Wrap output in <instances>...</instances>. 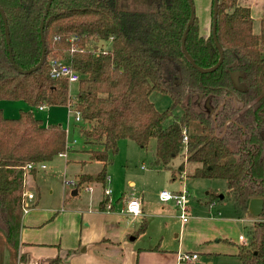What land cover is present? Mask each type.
I'll list each match as a JSON object with an SVG mask.
<instances>
[{
	"label": "trees",
	"instance_id": "16d2710c",
	"mask_svg": "<svg viewBox=\"0 0 264 264\" xmlns=\"http://www.w3.org/2000/svg\"><path fill=\"white\" fill-rule=\"evenodd\" d=\"M238 1L218 0L216 38L224 56L221 65L207 74L191 67L181 52L190 15L187 0H147L144 11L126 9L125 0H53L43 25L44 62L25 75L9 61L0 16V102L20 101L28 107L10 119L0 110V232L8 246L16 249L19 243L24 167L52 162L70 150L64 127L44 125L35 111L71 104L88 127H81V136L86 143L101 147L88 151L89 160L98 163L100 170L96 175H77L76 189L92 184L105 187L107 168L120 139L142 148L155 139L154 163L163 168L185 150L186 163L197 165L193 177L226 182L236 212H246L252 198L263 199L261 217L249 228L246 242L236 245L235 256L241 264H264V17L259 33H253L250 9ZM46 3L0 0L11 53L23 70L39 62V24ZM185 48L201 68L214 66L219 58L211 34L208 39L199 35L196 19ZM54 59L68 63L79 74L74 97L66 79L50 76ZM233 71L244 73L240 82L245 92L233 88L229 77ZM175 78H182L187 87L184 104ZM153 91L171 98L163 112L150 101ZM192 94L209 97L214 105L225 97L244 106L255 102L235 118L226 135L216 136V128L240 110L226 101L213 121L195 109ZM177 107L182 113L174 115ZM232 141L239 145L238 150L229 148ZM36 171L29 175L35 176ZM146 229L143 219L134 236ZM223 242L235 245L231 240Z\"/></svg>",
	"mask_w": 264,
	"mask_h": 264
},
{
	"label": "rangeland",
	"instance_id": "374dc122",
	"mask_svg": "<svg viewBox=\"0 0 264 264\" xmlns=\"http://www.w3.org/2000/svg\"><path fill=\"white\" fill-rule=\"evenodd\" d=\"M194 4L196 20L198 21V33L203 38L208 39L211 29L212 0H194ZM238 5L248 7L251 10L253 33H259L260 20L264 17V0H239ZM173 81L174 85L180 87L182 104L186 103L188 90L184 86L183 79L175 78ZM77 86V83L69 84L71 97L76 94ZM149 98L159 112H163L171 105L169 95L158 91H153ZM194 100V98L193 100L191 98L193 104ZM221 102H224V99H220L219 103L215 105L219 106ZM235 104L238 106L240 103L236 102ZM212 105L214 106L213 103ZM27 109L28 107L24 102H0V110L9 119L18 117L20 111H26ZM181 113L182 109L180 107L175 108L173 111L174 115ZM35 116L44 125L61 124L65 130L68 129L66 139L70 150L66 153V157H57L52 162L45 163L47 170L36 171L35 177L28 175L29 187L24 192L30 191V193H33L35 197L34 203H36V193L39 192L40 200H37L38 206H36V210L55 208V210L60 211L64 209L66 213H78V216L81 214L85 216L84 213L89 210L95 211V209H98V200L103 194L102 186L100 184H92L89 186L91 189L86 191L84 187L76 189L74 182L77 175H95L100 170L99 164L89 160L88 151L98 150L101 147L96 144L86 143L84 137L81 136L80 129L81 127L88 128L87 125H83L82 122L76 123L74 116L68 113L66 107H44L42 111L36 110ZM169 122L170 120H167L165 126ZM223 128L224 126L216 128L214 134L216 136L227 134V129L224 131ZM238 147L239 145L233 141L229 143V148L234 151L238 150ZM155 148V139L150 140L144 148L130 140L120 139L117 142L118 151L116 155L112 156V163L107 168L109 182L105 187L109 191V199L115 208L114 212L119 211L122 207V199L120 200L122 195L126 196L133 190L136 192L132 193L140 195L143 193L147 204L156 208L152 212L153 214L150 217L148 216L150 228L135 243L130 245L134 248L143 247V245L150 243L151 238L155 241L159 240L161 236L164 237L165 245L166 243L167 245H177L179 237L175 238V235H180V239L185 238L186 244H189L196 241V236L206 235L205 232H208L213 238L207 246L211 247V251L215 254L208 255L206 252H201L199 255L201 264H209V262H213L212 264H241L238 259L224 256L223 253L235 251L236 247L224 243L223 239L231 240L235 245L242 244L243 242L238 240V236L247 238V233L255 218L249 212H236L224 180L193 177V172L197 165L186 163L185 150L170 161L166 168H163L155 166ZM27 174V172L24 173L25 176ZM173 176H175L174 180H172ZM112 181L115 182L114 193ZM24 183L26 184L25 178ZM182 187H186L190 192L188 206L191 216L189 217V222L190 226H193L190 229L186 227L184 231H181L180 212L172 207V203H167L164 211L161 212H159L161 206L158 203L161 202L159 199L161 190L174 192ZM75 190H77V195L72 196V192ZM209 202H212L211 206L207 205ZM164 222L167 223V228L163 227ZM135 225L137 229L139 221ZM24 228L26 231V224L24 219H22L20 221V230ZM18 248L14 249L8 246L4 235L0 232V264H17ZM42 253L56 256V249L52 251L44 249ZM95 254L87 257V260L72 258L71 262L73 260L72 264H100L103 261L105 264H119L118 257L109 256L102 248ZM62 255L64 254L60 255L61 258Z\"/></svg>",
	"mask_w": 264,
	"mask_h": 264
},
{
	"label": "crops",
	"instance_id": "0c3cea01",
	"mask_svg": "<svg viewBox=\"0 0 264 264\" xmlns=\"http://www.w3.org/2000/svg\"><path fill=\"white\" fill-rule=\"evenodd\" d=\"M130 2L131 0H129V4ZM67 130L68 129H66V133ZM59 157H66V154ZM37 170L38 172L45 171L47 170V167L45 165V169ZM28 175L29 173L24 176L26 182L24 186L27 190L29 187ZM174 179L175 176L172 177V180ZM108 182L109 176L107 175L105 186ZM114 183L115 182L112 181L113 193L115 191ZM184 188L187 189L186 187H182L180 190ZM90 189V187H87L86 191ZM180 190L174 191L173 193H177ZM73 192L72 196H76L77 192L75 194H73ZM107 192L109 193V191L106 190V187H104L103 194L97 203L98 209H95V211H87V213H84L85 216L83 214L78 216V213H66V210L64 209H61L60 211L55 210V208L36 210V206H38L37 200H40V194L35 191L37 195L36 203H34L35 197L32 200H27L26 205L28 208L21 216V220L24 219L25 221L27 230L25 231V228L19 230L17 264H54L53 261L57 258L60 260L58 264H72V258L87 260V257L96 255L95 253L101 248L105 250L109 256L118 257L119 264H183L178 260V255L181 252L196 253L198 259L195 263L201 264V260H199L201 252H206L208 255L215 254L211 251V247L207 246L213 238L208 232H205L206 235L196 236V241L189 244H186L185 238L180 239V235H175V238L179 237L178 244L167 245L166 243L165 245L164 237L161 236L159 240L157 239L158 241H154V239L152 240L151 238L150 243L147 245L134 248L130 244L135 243L150 228L151 225L149 224L150 220L148 219V216L150 217L156 208L147 204L143 193H141L142 195L132 193L136 192L133 190L126 196L122 195L120 198V200L122 199V207L119 211L114 212L115 208L112 206L109 199L110 195L107 194ZM128 200H137L139 202L141 209V214L139 216L133 217L125 212ZM103 202H105V204ZM158 203H160L161 206L159 212L164 211L167 203ZM207 205L211 206L212 203H207ZM172 207L176 210L173 205ZM143 219L147 221V229L144 233L135 237L134 232L137 227L135 223L139 221L140 225V220ZM167 226V223L164 222L163 227L167 228ZM180 226L181 231H184L186 227L187 229L193 227L190 226L189 220L186 223L180 222ZM239 237L240 236H238V240ZM225 239L226 238L223 240ZM233 246L236 247V245ZM44 249H49L50 251L56 249V256L53 254L42 253V250ZM236 253L237 247L235 251L223 254L231 259H238L235 256ZM61 254H64L62 255V258L60 257ZM212 263L209 262V264ZM100 264L105 263L101 261Z\"/></svg>",
	"mask_w": 264,
	"mask_h": 264
},
{
	"label": "water",
	"instance_id": "95a60500",
	"mask_svg": "<svg viewBox=\"0 0 264 264\" xmlns=\"http://www.w3.org/2000/svg\"><path fill=\"white\" fill-rule=\"evenodd\" d=\"M27 1H28L27 2L28 5H30L32 3V0H27ZM52 1L53 0H47V3L45 5V7H44L43 14H42V17H41V20H40V24H39V36H40V42H41V54H40L39 62L35 66H33V67H31V68H29L27 70H23V69L19 68L14 62V59H13V56H12V53H11L9 32H8V27H7L6 16H5V13H4L3 9L0 6V16H1V19H2V22H3V27H4L5 43H6V46H7L8 58H9V61H10L11 65H12V67L19 74H24V75L25 74H30L31 72H34L38 68H40L41 65L44 62V58H45V41H44V36H43V25H44V20H45V17L47 16V13L49 11V8H50V5H51ZM188 2H189V5H190V19H189V21L187 23V26H186V28H185V30L183 32V35H182L181 52L183 54L184 59L187 61V63L191 67H193L195 70H197L199 73H201V74L211 73V72L215 71L221 65V63L223 61V56H224L223 55V50L220 47L219 43L217 42V38H216V18H217L218 0H213L212 31H211V34H212V39H213L215 48L217 49V51L219 53V58H218V60H217V62H216V64L214 66H212L210 68H206V69L197 66L195 64V62L193 61V59L189 56V54H188V52H187V50L185 48V39H186L187 33L189 31V28H190V26L193 23L194 14H195V7L193 5L192 0H188ZM229 77H230V80H231V83H232V86H233L234 89H236L239 92H245L246 91L245 85L242 84L239 81L240 78L244 77V73L242 71L229 72ZM198 99L201 100L200 97ZM254 102H252L248 106H244L243 103H240L238 106H236V104H235L236 101L232 100V106L234 107V109H239L240 111L234 118L226 121L223 130L225 131L227 129V126L229 124H231L232 122H234L235 118H237L242 112H244L246 109L251 107L254 104ZM206 104H207L208 108H210V109L213 108V105L211 103V98H209V97L206 98ZM223 105H224V102H221V104H219V110H222ZM213 119H215V118L212 117V120ZM75 193H76V191L73 192V194H75ZM247 211L249 212V214L253 218L259 219L261 217V214H262V211H263V199L262 198H252V199H250L249 202H248Z\"/></svg>",
	"mask_w": 264,
	"mask_h": 264
},
{
	"label": "built area",
	"instance_id": "2783aa9c",
	"mask_svg": "<svg viewBox=\"0 0 264 264\" xmlns=\"http://www.w3.org/2000/svg\"><path fill=\"white\" fill-rule=\"evenodd\" d=\"M49 70H50V76L54 79H58V78L66 79L68 84L77 83L79 81V77H80L79 74L75 72L68 63L62 60L59 59L51 60ZM66 108L68 109V113L74 116L76 122L81 121L80 114L72 111L71 104H68ZM38 110L40 111L43 110V107H40ZM186 142H187V136L184 130L183 143L186 144ZM35 168L39 170H43L45 169V164H38V165L28 164L24 167V171L29 173L31 170ZM23 185H25L24 181H23ZM32 199H34L33 193H30V191L23 192L22 194L23 212L28 208L26 205V201ZM159 199L161 200V202L172 203V205L180 212L181 221L183 223H186L189 220V217L191 216V212L188 206L190 194L187 189L184 188L177 193H173L167 190H161L159 193ZM125 212L133 217L139 216L141 214L139 202L137 200H128L126 203ZM239 241L245 243L246 239L243 236H240ZM197 259H198V255L196 253L181 252L178 255L179 262L183 264H192Z\"/></svg>",
	"mask_w": 264,
	"mask_h": 264
},
{
	"label": "flooded vegetation",
	"instance_id": "af4514ba",
	"mask_svg": "<svg viewBox=\"0 0 264 264\" xmlns=\"http://www.w3.org/2000/svg\"><path fill=\"white\" fill-rule=\"evenodd\" d=\"M19 1L28 2L27 0H19ZM192 2H193V5L195 7L194 0H192ZM131 3H133V4H131ZM125 4H126V9H129L130 11H144V10H146V7H147L146 6L147 0H131L130 4H129V0H125ZM188 4H189V2H188ZM189 8H190V5H189ZM212 10H213V0H212ZM211 13H212V11H211ZM211 18H212V16H211ZM189 19H190V15H189ZM195 19H196V9H195V14H194V20ZM194 20H193V22H194ZM186 26H187V24H186ZM211 31H212V19H211L210 34H211ZM211 37H212V34H211ZM199 97L201 98V100L198 99ZM191 98H192V100H193V98L195 99L193 106L195 107V109L197 111L205 114L207 117H210L211 119H212V117L215 119L218 117V114L220 113L221 110H219V106H216L217 104L214 105L212 109H210L207 107V104H206V98L207 97H203L201 94H193V97H191ZM225 98H224V102L229 101L230 103H232L231 99L226 100ZM234 100H235V98H234ZM215 119H213V121H215Z\"/></svg>",
	"mask_w": 264,
	"mask_h": 264
}]
</instances>
